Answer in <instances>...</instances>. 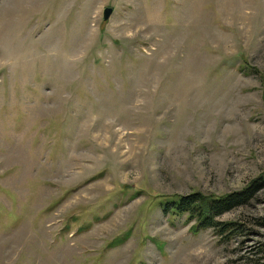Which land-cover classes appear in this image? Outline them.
<instances>
[{"label":"rangeland","instance_id":"1","mask_svg":"<svg viewBox=\"0 0 264 264\" xmlns=\"http://www.w3.org/2000/svg\"><path fill=\"white\" fill-rule=\"evenodd\" d=\"M263 171L264 0H0V264H264L156 197Z\"/></svg>","mask_w":264,"mask_h":264},{"label":"trees","instance_id":"2","mask_svg":"<svg viewBox=\"0 0 264 264\" xmlns=\"http://www.w3.org/2000/svg\"><path fill=\"white\" fill-rule=\"evenodd\" d=\"M264 188V171L245 187L225 194L191 191L187 194L157 195V204L171 216H185L193 221L192 227L198 231L215 228L219 235L230 236L239 231L236 222L222 221L219 218L235 208L245 206Z\"/></svg>","mask_w":264,"mask_h":264},{"label":"water","instance_id":"3","mask_svg":"<svg viewBox=\"0 0 264 264\" xmlns=\"http://www.w3.org/2000/svg\"><path fill=\"white\" fill-rule=\"evenodd\" d=\"M113 12H114L113 7H111V6L106 7L104 10V19L108 20L111 17V15L113 14Z\"/></svg>","mask_w":264,"mask_h":264}]
</instances>
